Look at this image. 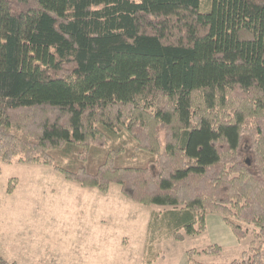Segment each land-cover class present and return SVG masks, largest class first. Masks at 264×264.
<instances>
[{"label": "trees", "instance_id": "1", "mask_svg": "<svg viewBox=\"0 0 264 264\" xmlns=\"http://www.w3.org/2000/svg\"><path fill=\"white\" fill-rule=\"evenodd\" d=\"M0 162L165 206L176 242L252 225L230 264H264V0H0Z\"/></svg>", "mask_w": 264, "mask_h": 264}, {"label": "rangeland", "instance_id": "2", "mask_svg": "<svg viewBox=\"0 0 264 264\" xmlns=\"http://www.w3.org/2000/svg\"><path fill=\"white\" fill-rule=\"evenodd\" d=\"M0 166V253L16 264H146L157 251L154 264H230L260 243L252 225L239 240L215 214L207 216L204 234L176 242L152 216L169 208L136 204L118 185L103 194L48 166ZM11 179L19 185L8 195ZM216 245L218 254L188 256Z\"/></svg>", "mask_w": 264, "mask_h": 264}]
</instances>
